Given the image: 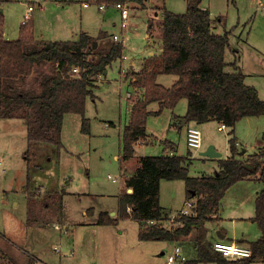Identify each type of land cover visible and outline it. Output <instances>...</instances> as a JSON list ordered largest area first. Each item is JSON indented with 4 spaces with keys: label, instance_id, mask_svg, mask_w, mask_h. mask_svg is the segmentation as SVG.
Listing matches in <instances>:
<instances>
[{
    "label": "rangeland",
    "instance_id": "1",
    "mask_svg": "<svg viewBox=\"0 0 264 264\" xmlns=\"http://www.w3.org/2000/svg\"><path fill=\"white\" fill-rule=\"evenodd\" d=\"M84 1L88 3L86 6L83 4ZM147 1L144 0L143 5L130 0L132 10L149 9V18L157 25L163 17L160 10L164 8L158 4H165L163 12L168 9L182 13L187 9V0H149L154 6ZM31 2L36 5L32 18L39 38L75 40L80 38V32L84 30L98 35L95 40L97 47L100 46V49L105 51L109 43L115 41L113 35L118 34L121 39L125 40L123 54L127 57L118 58L110 65L108 73L100 79L98 87L94 88L93 96L87 98L84 115L74 112L65 116L60 148L54 144L34 143L31 151L27 153L26 128L20 122L13 127L0 126V264L8 262V257L1 248L2 243L9 242L10 239L19 249V259L22 261L23 257L26 260L32 258L33 253L38 256V258H32L34 264H60L62 259L65 263L77 257L76 252L64 257L60 251L55 250V246L62 248L64 253L74 249L72 235L63 232L64 227L63 230L56 229L55 224L51 223L62 217L63 212L60 209L62 190L70 191L64 198V204L68 216L76 220L83 217L80 212L81 205H92L99 209L105 204H118V194L124 192L126 186L122 189L124 176L120 171L116 155L121 154V132H123L122 128L128 116L129 106L128 81H122V69L126 68L129 71L132 61L136 63L135 68L138 69L140 60L134 56H143L151 49L157 54L161 53L159 41L152 40L154 44L152 48L146 45L147 39L143 37L146 34L144 31L146 20H142L141 14L136 15L135 19L131 14L132 35L131 32L122 31L119 10L109 6L107 11H100L97 3L91 0H18L8 6L10 21L7 20V32H10L12 37L18 36L19 29L24 22L26 8ZM202 4L209 7L208 9L214 16H223L227 27L234 29L231 40L233 45L242 33L241 42H250L264 50V0H204ZM158 10L159 20L155 19L156 15H154V12ZM158 29L162 32L160 27ZM102 33L113 35L111 38L100 39L99 36ZM94 55H89V58H94ZM44 69L48 71L49 68L45 66ZM227 70H230L229 67ZM175 78L174 74L160 75V81L165 85H171ZM262 94L264 96V88ZM158 106L155 102L150 108L157 110ZM186 110L187 99L183 98L179 101L175 111L184 113ZM171 116V111L164 109L160 114H153L149 117V129L157 138L151 143L139 142L138 153L161 154L163 144L160 140L174 138L179 146L177 149L179 153L188 155L189 150L193 152L190 154L192 159L189 174L201 176L202 173H209L213 166L216 167V164L201 156L200 151L189 149L185 128L178 130L169 127ZM83 117L89 121V132L82 130ZM190 123L191 125L196 124ZM197 125L203 132L204 146L208 148L216 146L218 152H222L223 159H227V155L232 156L229 127L221 131L216 121ZM263 131L264 115L244 117L239 120L234 135L243 145L238 150L247 149V153L255 152L259 148L261 139L258 134ZM113 178L120 180L114 181ZM260 184L259 180L243 179L227 189L221 200L222 204L224 203L221 206L222 213L226 216L222 226L229 231L230 236L235 234L240 237L243 232L250 238L260 235L261 229L257 222L245 225L239 218H247L255 214L253 192ZM78 194L84 195L78 196ZM186 195L185 181L164 180L160 204L162 209L163 207L166 209L163 211L169 213L168 218L164 220L166 224L169 225L171 220L177 219L175 216H180L179 213L186 205ZM17 199L20 204L15 207ZM27 216L31 217V220L38 219L39 223H42L37 224L42 226L33 228L31 234L27 233L26 224L33 226L37 221L35 223L26 222ZM231 216L237 217V222H233L230 219ZM217 218V216H212L211 222H215ZM47 222H50L49 225H45ZM175 225H181V222ZM175 225L172 227H176ZM222 226L220 229L223 228ZM257 231L259 235H256ZM170 244L167 254L171 253L178 244L182 250V257L185 255L187 259H197L198 251L196 252L194 244L189 240ZM157 254L160 264H165L164 255ZM181 260L182 258L176 264H185ZM154 263L157 264L156 260ZM114 264L117 263L114 262ZM146 264H152V261ZM195 264L213 263L197 262Z\"/></svg>",
    "mask_w": 264,
    "mask_h": 264
},
{
    "label": "trees",
    "instance_id": "2",
    "mask_svg": "<svg viewBox=\"0 0 264 264\" xmlns=\"http://www.w3.org/2000/svg\"><path fill=\"white\" fill-rule=\"evenodd\" d=\"M14 0H0V118H21L27 125L28 150L34 143L62 145V130L66 113L85 114L86 102L93 96L94 80L114 60L123 56V42H110L105 51L95 47L97 37L82 32L77 40L38 39L33 18L23 22L20 36L8 40L4 36L5 16L1 5ZM115 2L125 0H98ZM144 5V0H132ZM203 0H187L185 12L165 9L159 23L163 50L160 55L146 60L144 68L135 73V85L144 87L143 97L132 105L129 122L122 132L123 160L134 156L135 144L147 137L149 116L173 109L187 99L185 118L197 124L218 120L230 128L229 143L232 156L221 159V169L214 175L191 176L190 157L159 154L140 157L139 166L127 177L121 192L119 217L131 216L141 224L142 240H177L197 230L198 257L191 263L252 264L264 261V187L255 201L254 220L261 229L259 238L249 241V257L229 260L206 241L205 222L216 216L227 189L239 180L256 178L264 185V145L247 160L236 158L239 152L235 127L246 116L264 114V99L256 87L245 82V73L235 62H227L226 49L230 46V32L217 33L211 11L201 6ZM105 36L102 33L99 37ZM95 54L94 58L89 55ZM49 69L45 71L44 67ZM80 67L75 73L73 68ZM227 66L233 70L228 71ZM159 73L177 76L166 87L157 82ZM159 102L153 112L148 105ZM82 130L89 132V121L83 117ZM264 142V135H263ZM145 141V140H144ZM163 179H183L187 197L198 200L191 214L176 216L181 225L168 228L149 220L167 219L160 204ZM130 208V210H129ZM117 218L107 212L100 214L98 223L114 224ZM246 241L241 239L240 242ZM238 242V243H240ZM243 244V243H241ZM246 245V244H244ZM4 264H22L8 256ZM25 264H33L29 260Z\"/></svg>",
    "mask_w": 264,
    "mask_h": 264
},
{
    "label": "crops",
    "instance_id": "3",
    "mask_svg": "<svg viewBox=\"0 0 264 264\" xmlns=\"http://www.w3.org/2000/svg\"><path fill=\"white\" fill-rule=\"evenodd\" d=\"M16 1H18V0H14L12 2H6V3H3L1 5V10L5 16L4 36L8 40L17 39L20 36V29H19L18 36H15V37H12L11 33L7 32V30H8L7 20L9 19V21H10V9L8 6H10V4H12ZM147 2H149V0ZM32 3L34 5V2H31L30 4H32ZM149 3L151 5H153L151 2H149ZM30 4H28V5H30ZM83 4H84V6H86L88 3L86 1H84ZM158 5L162 6V8L163 7L165 8V4L164 5L158 4ZM201 6L203 8H209L203 4H201ZM163 9H161V10L159 9V10L163 13ZM27 10H28V6L26 8L25 15H26ZM159 10L154 12V15H156L155 19H157V20H159L158 19ZM100 11L105 12L107 10H100ZM256 12H258V10ZM261 12H263V11H261ZM131 14H132V17H134V19L136 18V15L141 14L143 17L142 20H146L145 21L146 26L144 29L146 34L143 35V37L147 39L146 45H148L150 48H152L154 46L152 40H154V42L159 41L161 43L160 50L162 52L163 46H162L161 32L158 29L159 25L155 24L154 20H151L149 18L150 17L149 9H140V10H137V9L132 10L131 9ZM131 14H130V17H131ZM25 15H24V19H25ZM211 15H212V18L216 19V21L213 24V27L217 33H223L226 30L231 31L230 35H229L230 46L226 49V53H225L227 62H235L236 65H238L242 69V71L245 73V82L248 85H252V86L256 87L258 92H259L260 97L262 99H264V96L262 94V89L264 88V55H263L264 50L257 47L256 45L250 43V42H247V41L241 42V40H243V38L241 37L242 33L239 36L238 41L236 40L234 45H233L231 40H232V35L234 34L233 33L234 29H230L227 27L225 18L223 16H214L212 11H211ZM130 17H129L128 26L126 28H123L121 26V28H122V31H126L127 33L131 32V34H132V25L130 22ZM161 20H160V22H161ZM158 30H159V32H158ZM34 32H35L36 38L41 39L37 36L35 29H34ZM82 32H85V33L91 35L92 37H98V35H95L89 31L81 30L80 34ZM112 35L113 34L105 33V36L101 37L100 39H105L108 37L111 38ZM240 37L242 39H240ZM246 38H248V37H246ZM44 40H48V39H44ZM75 40H77V39H75ZM99 42H100V40H99ZM160 54H157L155 50L151 49L148 51V53H146L143 56H134V57H138V59L140 60L138 62L140 67L138 69H136L135 68L136 63H134V61H132L130 64L131 68L128 71L129 73H127V72L121 73L122 74V81H125V80L128 81V85H127L128 86V96H127V98L129 100L128 101L129 102L128 116L126 117L125 124H124L122 130L124 129L125 125L129 122L132 105L134 104V102L136 101L137 98L143 97V95H144V87L136 86L134 83L136 80L135 73L140 72L144 68L147 59H149L152 56H157ZM116 60H114V61H116ZM112 63H110L107 66V68L101 74L96 76V78L94 80L93 90L95 87H98L100 79L108 73L109 67ZM228 67L230 69L228 71L233 70L232 66H227L226 69ZM161 74H165V73H159L158 74L157 82H159L160 84H162L166 87H170L175 82V80L177 79V76H176V78L174 79V81L171 85H165L164 83H162L160 81V75ZM155 102L158 103V105H159L158 101H154L148 105V109L151 112L156 110L155 108L154 109L150 108L151 104H153ZM176 107L173 109L165 108V109H169L172 113V116H171L170 122H169V127L173 128V129L176 128L178 130L185 128V135H186V140H187V128H188V126L191 125L190 122H192V123L193 122L196 123V122L195 121L188 122L187 119L184 117L186 112L177 113L175 111ZM153 114L154 113H152L151 115H153ZM66 115H68V113H66L64 115V118ZM261 115L263 116L264 114H261ZM246 117H252V116H246ZM210 121L218 122L219 123L218 129L221 131H225L227 129V128L221 129V123L222 122H220L218 120H210ZM210 121H208V122H210ZM17 122H20L22 124V126H24L26 128V131H27V125H26L25 121L21 118H0V126L13 127L16 125ZM204 123H207V122H204ZM204 123H199V125L204 124ZM63 127H64V121H63ZM235 131H236V127H235ZM62 132H63V130H62ZM146 134H147V137L145 138L146 143H151L152 141L155 140V138H157V136L154 135V133L149 129L148 122L146 125ZM263 135H264V131H263V133L258 134V137L261 139L259 141V143H260L259 148H257V150L255 152H253V153L248 152L247 153L248 150L243 149L242 151H239L240 152L239 154L235 155L236 158L240 159V160H247L250 158L249 155H252L254 153H258L264 145V142L262 139ZM236 140H237L236 144H237L238 148L241 145H243V143H241L238 139H236ZM203 141H204V137H203ZM160 142L163 144V152L161 154L166 153V154H171V155L175 154V155L189 156L190 157L189 160L191 163L192 157L190 154H193V152L191 150H189L190 154H188V155H185L183 153H179L177 150L179 146L174 141V138L173 139L165 138L164 140H160ZM137 145H138V143L135 144L134 156L129 160H123L122 159L123 143H122V132H121V154L116 155V158L118 159L119 164H120V171H121L122 175L124 176V182L122 184V189L124 188V186H126L127 177L130 176L139 166L140 157L147 156L146 152H144L143 154L138 153ZM207 148H208V146H204V143H203L202 147L200 149H197V150L200 151V155L203 156L205 159L211 160L213 163H215L216 167L214 168V166H213L212 170L209 173H202L201 176L202 175H214L221 169L220 160L223 159L222 152H221V155H218V156H214V157L206 156L203 154V151H206ZM189 149H191V148L189 147ZM194 150H196V149H194ZM215 150L218 151L216 146H215ZM246 155H248V157H246ZM229 157H230V155L226 156V158H229ZM37 174H39V173H37ZM119 176H121V175H119ZM164 180L165 179H163L161 181L160 194L162 191V186L164 184ZM166 180H168V179H166ZM173 180H183V179H173ZM244 180H250V181L255 180V181H257V179L253 178V177L246 178ZM259 182H261V181L259 180ZM261 184L259 186H256V189L253 192L255 201H256V198H257L259 192L264 187L262 182H261ZM248 189H250V188H248ZM68 192H70V191L62 190V193L60 192L61 193V201H62L60 209L63 212L62 217L60 219H57L56 221L51 222V223L55 224L54 227L56 229L63 230V227H64L63 232H66V233L72 235V245H73L74 249L69 250L70 254H62L61 253V255L65 257V256L73 255L74 252H76L77 255H75V256H77V257L74 259H69V261H66L65 263H64V259H62V262L60 261V264H114V262H116L117 264H146L150 261H152V264H155L154 260H156L157 264H160V260H159L160 258L158 259L157 253H161V255H164V257L166 258L167 250H169V246H171L170 243L177 244L178 242H180L182 240L184 241L186 239H187V241L189 240L192 244H194V249L197 252V240H196L197 230L196 229H194L189 235L183 236L180 239L178 238L177 240H162V239L142 240V239H140V236H139V232H140V228H141L140 222L138 220L132 218L131 216L126 217V218L119 217V196H120L121 192L118 194V204L117 205L116 204L115 205H110V204L104 205L103 204L104 206H102L99 209H96L92 205H81L80 212L83 214V217H81V219H79V220L71 218L70 215L68 216V213L66 211L65 204H64V198ZM83 195L84 194H78V196H83ZM186 200H190L193 204H196L198 197L197 196L187 197V195H186ZM222 200H223V198H222ZM15 204H16L15 207H17L20 204L18 199L15 201ZM106 205H108V206H106ZM223 205H224V203L222 204V201H221L219 212L216 215L218 218L215 220V222L214 221L211 222L212 218L205 222V235H206V241L207 242H209L211 244H213L217 240H227V241L240 242L241 239H244L246 241H242L240 243L249 245V241L255 240V239L260 237L261 232L259 235L258 231H257L256 235H259V236H255V238L248 237L245 232H243L242 236H240V237L235 236V234L233 236H230L229 231L227 229H225L224 226H222V223L226 219L225 218L226 216H224L222 213L223 209H221V206H223ZM163 208L165 209V207H163ZM184 208H189V209L192 208V210H193V208H195V207L185 205ZM181 209H182V207H181ZM102 212H107L111 217L117 218L118 221L114 224H100V223H98L100 214ZM163 213L169 215V213L167 211H163ZM254 216H255V214L251 215L247 218H244V217H239V218L241 219V222L246 225L248 223L255 222ZM230 219L233 222H237L236 220L238 218L235 216H231ZM164 220L165 219L162 220V223L165 225V227H168V228H171L173 225L180 222L179 220H177V221L171 220L169 225H168L164 222ZM28 221L29 222L32 221L34 223L37 221L35 223V225H33V226L31 224H28V225L26 224V226L28 227V228L26 227L28 229L27 230L28 234L29 233L31 234L33 232V228H40L42 226V225H37V224H42L41 222L39 223L38 219L31 220V217L29 218V216H27L26 222H28ZM210 222L212 224H210ZM49 223L50 222H47L45 225H49ZM57 226H59V227H57ZM60 226H61V228H60ZM177 226H179V225H177ZM220 226H222L223 228L220 229ZM63 240H64V242L68 243L67 240H65V239H63ZM8 241L9 242L4 241L2 243V248H1L7 257L8 256L13 257L22 264L27 263L29 260L33 261V259L38 258V256L35 253H33V254H31V255H33L32 256L33 259L30 258V259L26 260L23 257V261L20 260L19 259L20 252L18 251L19 249H17V247L13 243L12 239H10ZM13 245H15V246H13ZM58 248H59V250H58ZM55 250L60 251V250H62V248L55 246ZM181 261L184 262L185 264H193V263H191L192 260L187 259L185 255ZM207 263L216 264L215 262H207ZM33 264H34V262H33ZM165 264H168L167 259H166ZM252 264H264V261L263 260L254 261V262H252Z\"/></svg>",
    "mask_w": 264,
    "mask_h": 264
},
{
    "label": "built area",
    "instance_id": "4",
    "mask_svg": "<svg viewBox=\"0 0 264 264\" xmlns=\"http://www.w3.org/2000/svg\"><path fill=\"white\" fill-rule=\"evenodd\" d=\"M95 3H97L99 10H107L109 8V6H113L115 9L119 10L121 13V19H122V23L121 26L123 28H126L128 26L129 23V17L131 14V2L130 0H125V1H115V2H99L98 0H91ZM35 10V5L30 4L28 6V10L26 12L25 15V19L24 22H26L27 20H29L32 16V12ZM113 39L115 41H119V42H125L124 39H121L120 36L118 34H114L113 35ZM127 56L125 54H123L122 58H126ZM73 71L75 73H79L80 72V67L75 66L73 68ZM128 72V69L123 68L122 69V73H126ZM227 125L225 123H221V129H226ZM139 142L144 143V140H141ZM187 144L191 149H200L202 147L203 144V133L202 130L200 129V127L197 124L194 125H190L187 128ZM111 177V175H109ZM114 181L120 180L117 178H113ZM127 192H132L133 189L132 187L130 188H126ZM186 205L189 206H195L196 204H193L190 200H186ZM130 210V208H129ZM193 212L192 208H183L181 210V212L179 213V215H183V214H191ZM176 217V216H175ZM176 220L177 219H173ZM148 223L152 224V223H162V220L156 221V220H149ZM212 247L214 250H216L217 252L221 253L223 256L227 257V258H245V257H249L252 254V250L249 246L235 242V241H227V240H217L212 244ZM59 250V248H58ZM62 254H70V252H63L62 250H60ZM182 255V250L180 248L179 245L175 246V248L173 249V251L169 254H166V259H167V263L168 264H175L180 258L183 259Z\"/></svg>",
    "mask_w": 264,
    "mask_h": 264
},
{
    "label": "water",
    "instance_id": "5",
    "mask_svg": "<svg viewBox=\"0 0 264 264\" xmlns=\"http://www.w3.org/2000/svg\"><path fill=\"white\" fill-rule=\"evenodd\" d=\"M96 46H97V41H95V47ZM203 154L206 156H211V157L221 155L220 152L215 150L214 146H210L206 151H203ZM228 259L229 260H236L237 258H228Z\"/></svg>",
    "mask_w": 264,
    "mask_h": 264
}]
</instances>
